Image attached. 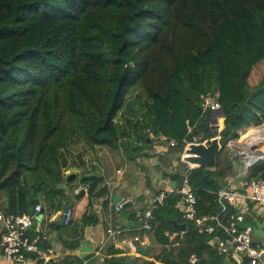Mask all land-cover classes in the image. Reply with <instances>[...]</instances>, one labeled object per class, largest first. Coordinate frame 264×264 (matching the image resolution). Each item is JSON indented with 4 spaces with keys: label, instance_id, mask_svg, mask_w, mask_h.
Instances as JSON below:
<instances>
[{
    "label": "trees",
    "instance_id": "1",
    "mask_svg": "<svg viewBox=\"0 0 264 264\" xmlns=\"http://www.w3.org/2000/svg\"><path fill=\"white\" fill-rule=\"evenodd\" d=\"M205 96L220 102L224 120L215 167L182 161L199 215L218 211L216 192L236 158L227 143L264 123V0H0V210L32 213L47 201L58 209L76 180L90 197L103 194L85 159L96 145L140 151L165 137L183 151L211 138ZM81 168L82 180L79 170L68 182ZM253 179L264 180V158L248 167ZM180 199L167 192L147 230L177 249L136 264L220 257L211 236L183 217ZM171 219L187 222L183 238ZM28 234L49 247L41 228Z\"/></svg>",
    "mask_w": 264,
    "mask_h": 264
},
{
    "label": "crops",
    "instance_id": "2",
    "mask_svg": "<svg viewBox=\"0 0 264 264\" xmlns=\"http://www.w3.org/2000/svg\"><path fill=\"white\" fill-rule=\"evenodd\" d=\"M211 112L208 109L209 126L212 132L215 129L220 137L219 133L223 127L224 117L222 115L213 116ZM261 131H264L263 123L260 125L250 124L239 131L244 145L249 146L246 153L236 155V152L245 149L243 146H239L236 140L227 143L231 154L236 158L233 159V170L225 183H229L235 189L245 190L248 187L247 169L249 166L246 165V160L254 155L260 156L257 160L264 158V140L262 139L264 132L260 136L261 139L256 134ZM252 136L254 137L252 138ZM85 159L89 160L87 169L102 178L98 189L106 188V191L101 195L90 197L87 185L76 180L74 187L66 191L68 196L64 197V201L58 209H54L49 201L42 203L43 207L39 212L42 223L37 227L48 235L49 246L59 252L53 259V264H108L110 258L119 256L128 257L126 264H136L137 259L154 260L150 250L156 240L153 235V238L150 239V232L141 228L140 212L148 206L153 194L159 190L169 192L180 185V174L184 172L182 151L177 150L165 138L156 137L148 148L145 147L140 151L130 152L125 150L121 144L118 147L96 145L87 151ZM79 170L86 171L85 168H81L71 169L68 172H78ZM76 188L79 190L84 188L85 191L79 193L78 190V194L75 195ZM115 196L116 201H114ZM126 198H130L131 201L125 204L121 210H116L115 205ZM68 207L72 208V220L69 224L60 223ZM236 209L244 214V223L252 225L253 242L264 249V202L253 203L244 200L237 204ZM86 211L93 214L94 222L89 223L82 220V215ZM116 225L122 226L124 234L140 238L136 250L128 249L125 245H117L106 239V229ZM186 229L187 226L184 230L177 229L180 238H183ZM177 231L175 232L177 233ZM166 232L173 238L176 235L175 232L171 233L169 230ZM60 237H63L65 242ZM173 244L170 246H174ZM170 246L163 245L160 250ZM139 248L141 249L140 253L138 252ZM192 256L197 257L195 253H192L188 258L190 264H244V258L237 254L223 255L218 258L205 255L206 261L197 257V263H191ZM0 264H4L1 250ZM30 264L37 263L34 261ZM261 264H264V253Z\"/></svg>",
    "mask_w": 264,
    "mask_h": 264
},
{
    "label": "built area",
    "instance_id": "3",
    "mask_svg": "<svg viewBox=\"0 0 264 264\" xmlns=\"http://www.w3.org/2000/svg\"><path fill=\"white\" fill-rule=\"evenodd\" d=\"M203 106L212 112L222 108L219 101L212 96H205ZM165 138V137H163ZM264 140V138H262ZM175 145L174 141H169ZM191 142H186L182 151V157L186 154L185 149ZM243 151L239 150L236 155L246 153L249 146ZM257 155L251 156L246 160V165L250 166ZM187 163V162H186ZM189 167L193 164L187 163ZM79 189H75L77 192ZM181 194L180 207L183 217L193 221L200 230L208 233L210 248L214 254L223 256L237 254L246 260V264H261L264 249L255 244L252 240V225L244 223V214L236 209L238 203L249 201L253 203L264 202V180L253 179L248 181L247 189H235L229 183L220 186L216 192L218 211L215 214L199 215L196 209L197 198L187 174L183 172L180 185L174 189ZM172 190V191H174ZM168 191L159 190L150 197L149 204L140 212L139 220L141 228L151 230L154 220V209L163 203ZM126 198L115 205L116 210H121L125 204L130 202ZM233 207V211L229 208ZM42 204L38 203L34 207V212L26 214L4 213L0 210V250L4 264H53V259L59 253L54 247L42 248L38 243V235L28 234L29 229L38 230L42 217L39 212ZM72 219V208L68 207L64 213V222ZM243 223V224H242ZM241 224V225H240ZM106 239L117 245H125L128 249L136 250L140 241L138 236L130 237L123 233L121 225L111 226L106 229ZM101 259H103L101 257ZM198 261L196 256L191 257V263Z\"/></svg>",
    "mask_w": 264,
    "mask_h": 264
},
{
    "label": "water",
    "instance_id": "4",
    "mask_svg": "<svg viewBox=\"0 0 264 264\" xmlns=\"http://www.w3.org/2000/svg\"><path fill=\"white\" fill-rule=\"evenodd\" d=\"M223 109L220 108L216 112H211V115H222ZM215 120L213 119V122ZM213 136L211 138H208L204 141L199 142H191L189 146L185 149V155L183 156V160L187 163L193 164V166L198 165H205L208 168H213L217 164V155L221 149V143H220V137L217 135V131L213 130ZM260 157V156H258ZM257 157V158H258ZM257 158L255 160H257ZM80 177L79 179L82 180V178L85 176V171L80 170L79 172ZM77 177V173L71 172L67 175V181L70 182L74 180ZM85 189L80 188L78 191L79 193H84ZM78 192H75V195L78 194ZM116 201V196L114 198ZM64 222V216H62L60 223ZM172 224L174 227L178 230H184L187 226V222H177L175 219H171ZM141 224V223H140Z\"/></svg>",
    "mask_w": 264,
    "mask_h": 264
},
{
    "label": "rangeland",
    "instance_id": "5",
    "mask_svg": "<svg viewBox=\"0 0 264 264\" xmlns=\"http://www.w3.org/2000/svg\"><path fill=\"white\" fill-rule=\"evenodd\" d=\"M264 124V123H263ZM237 142H238V144H239V146H245L244 145V140L242 139V135H241V133L239 132V138H238V140H237ZM244 148H246V147H244ZM148 153H149V151H147ZM150 239H152L153 237H152V234L150 233ZM177 242L178 241H175L174 243L175 244H177ZM175 244H173L174 246H170V245H172V243L171 244H169V246L172 248V247H176L177 245H175ZM163 245L162 244H159V243H155L153 246H152V248H151V250H150V254L151 255H153V256H155L158 252H159V250H160V247H162ZM170 247H165V250H168L167 248H170ZM176 249H177V247H176ZM136 262H138V263H140V262H142V260L141 259H137V261Z\"/></svg>",
    "mask_w": 264,
    "mask_h": 264
},
{
    "label": "bare ground",
    "instance_id": "6",
    "mask_svg": "<svg viewBox=\"0 0 264 264\" xmlns=\"http://www.w3.org/2000/svg\"><path fill=\"white\" fill-rule=\"evenodd\" d=\"M263 132H264V131H261L260 133H256V134H257V137L260 138V136H261V134H263ZM253 137H254V136H252V138H253ZM255 138H256V137H255ZM261 138H262V137H261ZM261 138H260V139H261Z\"/></svg>",
    "mask_w": 264,
    "mask_h": 264
}]
</instances>
